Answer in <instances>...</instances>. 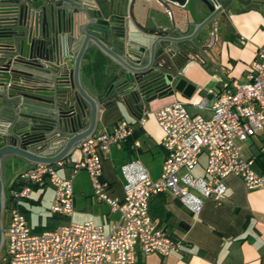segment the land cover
Wrapping results in <instances>:
<instances>
[{"label":"water","instance_id":"95a60500","mask_svg":"<svg viewBox=\"0 0 264 264\" xmlns=\"http://www.w3.org/2000/svg\"><path fill=\"white\" fill-rule=\"evenodd\" d=\"M140 1L151 9V0ZM156 1L171 16L174 3L184 17H172L166 27H143L137 0L124 14L107 10L101 0H0V175L16 158L30 165L64 159L95 133L100 111L113 103L142 114L156 97L188 92L185 78L173 83L170 45L214 32L233 7L253 2ZM183 26L193 32L173 35ZM102 54L105 78H94L91 92L82 83V59L92 63ZM4 199L0 176V248Z\"/></svg>","mask_w":264,"mask_h":264},{"label":"built area","instance_id":"2783aa9c","mask_svg":"<svg viewBox=\"0 0 264 264\" xmlns=\"http://www.w3.org/2000/svg\"><path fill=\"white\" fill-rule=\"evenodd\" d=\"M247 77L245 82L226 81L219 89L207 88L208 94L194 97L192 101L198 108H206L209 95H214L210 115L191 112L181 99L155 108L152 112L163 129L162 144L166 149L161 174L153 178L139 158L123 162L121 197L107 191L103 155L112 143L133 133L132 125L125 119L82 139L78 144L81 156L72 162L68 175L57 169L63 159L32 164L22 170L18 175L21 183L12 187L4 199V264H137L138 248L168 255L180 251L183 243L155 222L151 203L156 194H172L198 213L206 198L219 202L224 198L228 189L225 177L229 174L240 176L248 188L264 187V166L255 167L264 153V45L250 62ZM146 113L144 110L141 114L142 122ZM250 137L252 144L260 142L258 154L247 155L243 150L240 141ZM203 154V172L196 174L194 169ZM79 168L88 170L94 194L113 210H119V218L109 230L91 219H68L51 228L33 230L20 201L30 196L33 184L51 185L49 211L61 218L71 217L72 177Z\"/></svg>","mask_w":264,"mask_h":264},{"label":"crops","instance_id":"0c3cea01","mask_svg":"<svg viewBox=\"0 0 264 264\" xmlns=\"http://www.w3.org/2000/svg\"><path fill=\"white\" fill-rule=\"evenodd\" d=\"M101 2L107 10L122 14L128 12L131 4V0ZM134 10L143 27H166L170 26L172 17L177 20L184 17L182 12L178 11L177 5L172 9V16L154 3L151 4V9L142 6L140 0L135 3ZM210 33L214 36L211 39L213 43L207 49L211 60L192 58L182 69L178 67L176 69L174 65L176 73L173 83L175 84L180 76H186L189 83L195 85L193 91L190 87L188 92L176 90L172 94L152 99L145 109L147 113L143 122L141 113L132 112L122 102L113 103L100 111L95 133L112 128L121 119L127 120L134 132L125 140L112 143L103 155V175L109 182L107 191L110 195L121 197L124 194L121 165L127 160L139 158L148 166L153 178L160 176L166 149L162 144L163 129L152 112L155 108L181 99L187 102V106L195 109L198 107L192 101L194 97L208 94V91L203 93L206 89L203 86L219 89L226 81L248 80L249 64L255 58L258 48L264 45V0H253L249 5H236L230 10L229 15L220 18L214 32L207 31L203 35L204 40L209 39ZM203 37L201 36L199 40ZM105 59L104 54L92 63L86 57L82 59V83L91 92H95L96 88L93 79L96 78L100 82L105 78L103 75ZM209 96L208 106L198 108L205 115H210L213 111L214 95ZM80 156L81 152L77 146L63 159V164L57 166L58 172L68 175L72 170V162L78 160ZM12 163L19 164L20 169L10 180L8 193L14 180H18L19 173L30 166L21 158H16ZM262 166L264 153L255 163L257 169ZM7 168L6 166L2 170L3 186ZM225 181L228 189L224 198L220 202L214 198H206L203 209L198 213L189 209L172 194H156L151 203L154 220L171 236L180 239L183 243L182 248L168 255L158 252L146 253L138 248L137 264H264V187L248 188L244 180L236 174L227 175ZM72 188L74 192L72 220L79 222L91 219L109 230L119 218L120 211L113 210L107 201L94 194L87 169L79 168L74 173ZM7 194L5 193V196ZM52 197L51 185L34 184L30 196L20 201V208L33 230H42L43 226H55L59 223L56 222L62 219L49 211ZM42 201L48 210L46 219L42 221V215L37 213V222L32 224L31 207L41 204Z\"/></svg>","mask_w":264,"mask_h":264},{"label":"flooded vegetation","instance_id":"af4514ba","mask_svg":"<svg viewBox=\"0 0 264 264\" xmlns=\"http://www.w3.org/2000/svg\"><path fill=\"white\" fill-rule=\"evenodd\" d=\"M152 3L160 6L163 9H165V6H163V4H161L160 2H158L156 0H151V4ZM170 6L173 9V7L176 6V5L171 2ZM209 13L210 12H207L206 14H204L201 17L200 20H203V19L207 18ZM219 16H220V14H219ZM211 21H209V23H211ZM192 32H193V28L187 30V28L185 26H183L176 33L173 32V35H175V36H177L179 38H182V37H185L187 34H190ZM210 34L211 35L209 36V39L207 38L202 43H200V40H199L200 36L197 34V36L193 38L194 40H190L189 41V40L180 39L179 41H177V42H175V43L170 45L171 51L173 53L172 59L176 62V65H175L176 69H177V67L180 68V69L184 68V66L192 58H195V59H198V60H202V61L211 60L209 55L207 54V49L213 43L211 39L214 36L212 35V33H210ZM176 69L174 70V68H173V73L174 74L176 73L175 72ZM181 77H183V78H185L187 80L186 76H180V78ZM188 83H189V81H187V83H186V81H184L185 87L187 86V91L190 89V84L188 85ZM0 176L2 178V173H1Z\"/></svg>","mask_w":264,"mask_h":264},{"label":"rangeland","instance_id":"374dc122","mask_svg":"<svg viewBox=\"0 0 264 264\" xmlns=\"http://www.w3.org/2000/svg\"><path fill=\"white\" fill-rule=\"evenodd\" d=\"M203 87H206V89H204V91H203V93H204L205 91H207V88L209 86H203ZM199 90H202V89L199 88ZM200 92H202V91H200ZM188 106H189V109H190L191 112H197V111L201 112V110L196 108V107H195V109H192V106H190V105H188ZM240 142L242 144L244 152L247 155H251L253 153H255V154L259 153L260 142H257V144L256 143L252 144V142H253V138L252 137H250V138H248L246 140H241ZM205 163H206V154H203V155H201L200 163L196 166V168L194 169V172L196 174L202 173L203 172V166H204ZM7 167L8 168L6 169L5 175H4V181H5L4 190H5L6 194L8 193V190H9L10 180L12 179V177H14L16 175L17 170L20 169V165L17 164V163H15V164L11 163L9 166L7 165ZM46 207L47 206H46L45 202H43V201H42L41 204L31 207L32 213H31L30 222L32 224L37 222V213H40L42 215L41 216L42 217V221H45V219H46L45 215L47 214V211H48ZM68 219H74V217L72 216V217H69V218L68 217L62 218V219H60V221H57L56 223L64 222V221H67ZM6 225L7 224H6V221L4 219V229H5ZM33 227H35V226H33ZM51 227H53V226H43L44 229L51 228ZM5 251H6L5 243H2L1 248H0V264H4L3 263V258L5 257Z\"/></svg>","mask_w":264,"mask_h":264},{"label":"trees","instance_id":"16d2710c","mask_svg":"<svg viewBox=\"0 0 264 264\" xmlns=\"http://www.w3.org/2000/svg\"><path fill=\"white\" fill-rule=\"evenodd\" d=\"M134 133V132H133ZM19 183H21V181H16V180H14V182L12 183V187H15V186H17ZM34 185V184H33ZM3 263H4V261H3Z\"/></svg>","mask_w":264,"mask_h":264}]
</instances>
